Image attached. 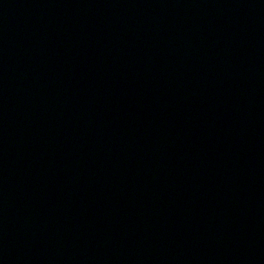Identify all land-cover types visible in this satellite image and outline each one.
Returning <instances> with one entry per match:
<instances>
[{"label": "water", "instance_id": "95a60500", "mask_svg": "<svg viewBox=\"0 0 264 264\" xmlns=\"http://www.w3.org/2000/svg\"><path fill=\"white\" fill-rule=\"evenodd\" d=\"M0 264H264V0H0Z\"/></svg>", "mask_w": 264, "mask_h": 264}]
</instances>
